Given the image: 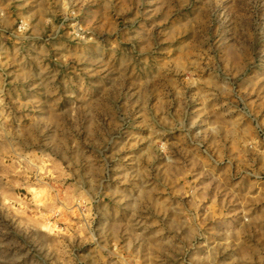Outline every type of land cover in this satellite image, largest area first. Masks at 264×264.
<instances>
[{
	"label": "rangeland",
	"instance_id": "obj_1",
	"mask_svg": "<svg viewBox=\"0 0 264 264\" xmlns=\"http://www.w3.org/2000/svg\"><path fill=\"white\" fill-rule=\"evenodd\" d=\"M261 256L264 0H0V264Z\"/></svg>",
	"mask_w": 264,
	"mask_h": 264
},
{
	"label": "crops",
	"instance_id": "obj_2",
	"mask_svg": "<svg viewBox=\"0 0 264 264\" xmlns=\"http://www.w3.org/2000/svg\"><path fill=\"white\" fill-rule=\"evenodd\" d=\"M52 196H50L48 199L49 202H46V204H44L42 206V210H44L43 214H49V213H54V194H51Z\"/></svg>",
	"mask_w": 264,
	"mask_h": 264
},
{
	"label": "clouds",
	"instance_id": "obj_3",
	"mask_svg": "<svg viewBox=\"0 0 264 264\" xmlns=\"http://www.w3.org/2000/svg\"><path fill=\"white\" fill-rule=\"evenodd\" d=\"M260 264H264V256H261V258H260Z\"/></svg>",
	"mask_w": 264,
	"mask_h": 264
},
{
	"label": "built area",
	"instance_id": "obj_4",
	"mask_svg": "<svg viewBox=\"0 0 264 264\" xmlns=\"http://www.w3.org/2000/svg\"><path fill=\"white\" fill-rule=\"evenodd\" d=\"M19 27H22L23 28L24 26L23 25H20Z\"/></svg>",
	"mask_w": 264,
	"mask_h": 264
}]
</instances>
